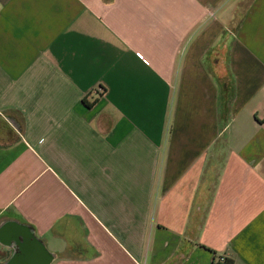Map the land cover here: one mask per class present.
<instances>
[{
  "label": "crops",
  "instance_id": "obj_1",
  "mask_svg": "<svg viewBox=\"0 0 264 264\" xmlns=\"http://www.w3.org/2000/svg\"><path fill=\"white\" fill-rule=\"evenodd\" d=\"M242 3L0 0V264H264Z\"/></svg>",
  "mask_w": 264,
  "mask_h": 264
},
{
  "label": "built area",
  "instance_id": "obj_2",
  "mask_svg": "<svg viewBox=\"0 0 264 264\" xmlns=\"http://www.w3.org/2000/svg\"><path fill=\"white\" fill-rule=\"evenodd\" d=\"M95 93L98 95H101V94H103V90L100 88H97L95 90ZM226 262H227V258L225 256H219V257L217 256L215 259L216 264H226Z\"/></svg>",
  "mask_w": 264,
  "mask_h": 264
},
{
  "label": "rangeland",
  "instance_id": "obj_3",
  "mask_svg": "<svg viewBox=\"0 0 264 264\" xmlns=\"http://www.w3.org/2000/svg\"><path fill=\"white\" fill-rule=\"evenodd\" d=\"M249 2V0H243V3L241 4V6H239V8L238 9H240L241 10V13L242 12H244V10H245V8H246V5H247V3ZM241 13H239V15L241 14ZM239 18V16L237 15V19Z\"/></svg>",
  "mask_w": 264,
  "mask_h": 264
},
{
  "label": "trees",
  "instance_id": "obj_4",
  "mask_svg": "<svg viewBox=\"0 0 264 264\" xmlns=\"http://www.w3.org/2000/svg\"><path fill=\"white\" fill-rule=\"evenodd\" d=\"M85 104L88 105V102L85 100ZM89 106V105H88ZM228 264H231V262H228Z\"/></svg>",
  "mask_w": 264,
  "mask_h": 264
},
{
  "label": "water",
  "instance_id": "obj_5",
  "mask_svg": "<svg viewBox=\"0 0 264 264\" xmlns=\"http://www.w3.org/2000/svg\"><path fill=\"white\" fill-rule=\"evenodd\" d=\"M38 252L36 251V254H37Z\"/></svg>",
  "mask_w": 264,
  "mask_h": 264
}]
</instances>
